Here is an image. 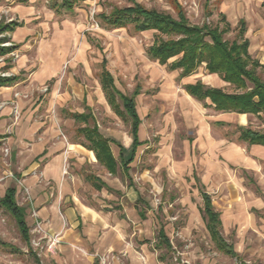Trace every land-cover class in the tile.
Masks as SVG:
<instances>
[{
  "label": "rangeland",
  "instance_id": "374dc122",
  "mask_svg": "<svg viewBox=\"0 0 264 264\" xmlns=\"http://www.w3.org/2000/svg\"><path fill=\"white\" fill-rule=\"evenodd\" d=\"M61 1L33 0L37 9L33 14L35 18H22V25L32 27L33 34L20 42L13 36L6 41L9 45L16 46L17 43L19 46L8 55H0V74L12 76V71H5L4 67L24 59L20 75L23 82L14 94L18 93L24 99L32 95L38 97L42 101L39 119L53 123L64 141L77 143L83 138L76 132L78 123L68 119L67 112L84 108L86 111L93 108L98 124L107 135L124 144L131 142L127 138L130 123L117 116L103 98L99 85L103 58H107V66L123 92L131 94L137 84L141 85V93L136 97L137 110L142 119L141 139L146 141L142 145L149 147L138 148L130 167L132 184L122 171L117 179L122 182L123 190L132 191L133 197L138 193L150 203L151 220L141 221V226L128 220L137 234L129 237L127 245L135 248L137 256L143 258L144 253L138 247L139 233L143 242L152 241L155 246L154 236L161 226H165L172 249L161 248L154 253L166 254L168 264H241L236 258L220 252L211 240L200 210L203 199L195 179L197 174L211 189L213 202L221 211L224 236L234 243L247 264H264V158L256 156L252 148L238 140L239 124L235 113L227 116L230 124H215L218 114L205 106L208 102L187 96L183 85L186 81L201 79L207 85L220 86L227 91H233V87L217 74H208L204 65L193 76L181 78L180 69L170 70L148 56L147 48L154 41V30L139 32L132 25L115 28L102 20L101 13L132 5V0H77L73 10L54 5ZM134 1L174 16H177L176 3H179L188 18L198 25L219 22L222 26L219 14L224 12L233 28L225 34L230 41L235 38L239 20L243 18L250 40L249 51L264 65V0ZM11 2L31 4L29 0ZM22 19L8 3L3 7L0 5V25ZM4 35L1 33L0 37ZM258 72L264 77L262 69L258 68ZM74 82L85 85L92 99L91 109L74 96L65 97ZM4 103L13 108V124L20 120L23 108L18 105L15 113L16 103ZM240 119L254 129L264 130V116L247 115ZM203 126L207 132H203ZM229 144L241 145L247 158L229 162L220 150L214 155L208 148V145ZM10 151L8 145H2L1 157H8ZM11 161L10 166L2 162L10 170L5 178L15 177L11 172ZM89 165L83 167L84 174L105 171ZM103 174L117 183L107 172ZM17 181L23 187L20 200L30 207V190L23 181ZM84 189L85 195L91 196L88 187L84 185ZM96 196L102 200L100 195ZM30 215L31 241L27 242L15 218L0 206V264H55L54 255L63 242L61 232L47 229L34 211ZM138 227L142 228L141 232ZM55 235H59L60 242L51 250L49 241ZM1 241L16 249L4 248Z\"/></svg>",
  "mask_w": 264,
  "mask_h": 264
},
{
  "label": "crops",
  "instance_id": "0c3cea01",
  "mask_svg": "<svg viewBox=\"0 0 264 264\" xmlns=\"http://www.w3.org/2000/svg\"><path fill=\"white\" fill-rule=\"evenodd\" d=\"M9 2L10 0H0V5L3 7L8 3L15 15L20 16L21 19L28 17L30 19L35 18L33 14L37 13V9L33 6V0H29L31 3L30 5H26V3L22 2ZM20 22L22 23L23 19ZM5 33L10 35H4ZM5 33L2 34L4 36H8L9 39L13 36V38H16V42H20L23 38L31 36L33 34V29L32 27H29V25L21 24L16 26L14 30H8L5 31ZM12 45L13 44L5 46ZM18 46L19 45L16 43V46H13L15 48L11 52L16 50ZM9 53L5 55H8ZM23 62L24 59L20 58L18 59L17 64L8 63L7 67H4L5 71H12L11 75L17 76L18 79L12 84L0 86V102L12 101L13 103L17 101L20 107L23 108L22 114H20V120L15 121L16 123L14 124L13 120L15 116L13 114L12 106L6 105L0 108V152L2 145H8L11 148L10 155L8 157H1L0 153V178H3L0 180V200L5 196L8 188L14 186L16 188V202L25 210L26 221L29 227L31 221L30 212L34 211L37 214V217L44 221V226L47 229L54 232H61L63 242L58 245V253L54 255L55 264H100L101 255H108L113 258L114 264H168L166 261V254L156 255L154 253L155 250L161 248H167L168 250L172 249V247H168L166 244L160 242L158 238L159 231L163 228L167 237L170 239L165 226H161L158 233L155 234V239H153V241L155 240L156 242L155 246L152 241L143 242V240L139 237V233L138 238L141 242H138V247L144 253L143 258H139L137 256L135 248H131L127 245L129 237L137 234L136 230V232L133 231L129 221H132L133 224L141 226V221L145 222L151 220L149 217V210L152 208L150 203L138 193H136L137 195L135 194V197H133L134 195L131 193L132 191H128L127 189L123 190L124 187L122 182L117 179L120 171H122L125 177H127L130 181L129 184L131 185L132 177H130V167L136 158L138 148L141 146H146L145 148L149 147L147 145H142L146 142L141 139L142 119L138 133L141 144L137 146L134 155L132 153L133 135L131 133L130 121L125 120L130 123V133L127 138L131 140V142L124 144L119 141V139L107 135L102 130L96 119V114L93 112V108L92 110L88 109V111L84 108L82 110L79 109L67 112L68 119L73 120L74 123H78L76 132L81 138H83V140L78 143L70 140L66 142L61 139L53 123H50L45 119H39L42 101L39 100L38 97L35 98V96L32 95L27 99H24L20 96V94L19 96L14 94V92L20 89L23 82L22 77H20L23 70ZM200 67L194 73L181 78H189L193 76L198 72ZM108 69L110 70L109 67ZM208 74L211 73L208 72ZM215 74L216 73H212L211 75ZM196 81L189 80L184 82L183 88L186 84L195 83ZM222 81L227 83L224 80ZM115 84L118 87L116 79ZM99 85L103 98L105 102L108 103L102 89L100 77ZM25 89L28 91L30 88ZM70 89L71 90L67 91V94L65 95L66 98L74 96V98H78L82 102H86L87 108L93 107L91 96L86 91L85 85L80 82H74L71 83ZM184 90L187 96L194 98L186 91L185 88ZM205 102H208L207 104H211V100L208 98ZM210 108H212L219 116L215 118L214 121L217 125L230 124V119L227 116L228 114L235 113L239 124L237 128L239 129L240 126H248L245 121L240 118H244V116L251 114L222 112L215 110L213 107ZM75 112H91L94 117V121L99 126L102 133L105 136L114 139V141L110 143V148L113 156L119 162L116 174L111 173L102 163L98 161L95 152L90 149L88 145H84L85 137L78 133L77 129L86 124L84 122L77 121L73 117V113ZM116 115L119 116L117 113ZM92 123L93 120L90 121V124ZM203 130V132H207L205 126H203ZM244 143L252 148V152L256 156L264 158V145H250L247 142ZM208 148L211 152L213 151L214 155L217 154V150H220V154L229 162H233V160L241 162L247 158V156L242 153L241 145H208ZM121 154H123L125 160L129 159L131 156L133 157L132 161L127 164V167L129 168L127 172H124L120 168L122 164L120 160ZM11 160H13V171L11 172L15 175V177L5 178L4 175H6V173L10 170L5 168L3 164L10 166L12 164ZM72 165L75 167H72ZM87 165L94 168L99 166L105 171H100V173L90 172L88 174H84L83 167ZM103 172H107L113 176L117 183H113V181L110 178H107L106 174H103ZM88 176H95L99 179V182L102 183L103 186L101 188H96L94 183L88 179ZM18 179H20L21 182L23 181V184L28 186V189L30 190L29 193L31 203H28L31 205L30 207H27L25 202L20 200V194L23 187L21 184H18ZM195 179L199 186L202 199V193L205 191L210 194L213 202L212 192L207 186V183L203 182L197 174L195 175ZM84 185L85 188L88 187L87 190H90V193H92L91 196L85 195ZM96 195H100L102 200L100 201ZM102 202H104V204ZM142 202H144V204H142ZM213 205L215 210L220 214V229L222 232L223 226H225L224 219L221 217V211L216 208L214 202ZM0 206L2 205L0 204ZM203 207L204 199L203 206L200 210L205 218V225L210 234L208 221L203 212ZM62 215H64V217ZM138 228L141 232L142 228ZM222 235L228 243L234 246V249L240 254L242 260L221 251L210 234L211 240L214 242L217 249L227 256L236 258L241 262V264L242 262L246 263L241 253L235 248L234 243L229 241L224 236L223 232ZM134 241L137 243V240Z\"/></svg>",
  "mask_w": 264,
  "mask_h": 264
},
{
  "label": "trees",
  "instance_id": "16d2710c",
  "mask_svg": "<svg viewBox=\"0 0 264 264\" xmlns=\"http://www.w3.org/2000/svg\"><path fill=\"white\" fill-rule=\"evenodd\" d=\"M77 0H62L55 6L67 10H73ZM124 7H115L110 13H101L102 20L111 27H126L132 25L136 31L154 30V41L147 48L148 56L167 65L170 70L180 69V76L185 77L194 73L200 66L204 65L209 73H216L220 78L233 87V91H227L223 87L210 86L201 79L195 83L184 86L186 91L194 98L204 101L208 98L217 111L247 113L254 116H264V77L258 68L264 71V65L254 58L250 51V40L246 37V20L241 18L238 23V31L235 38L230 41L225 34L232 31V24L224 12H220L219 20L222 22L203 25L194 24L186 15V11L176 3L177 16L169 12L148 8L141 3L135 2ZM59 10V9H58ZM22 23L12 20L0 25V34L8 30H14ZM9 40L8 36L0 37V55L11 52L15 47L5 46L4 42ZM175 57L173 61L171 58ZM107 58H103L100 82L106 99L111 108L124 120L130 121L131 133L133 135V155L136 148L141 144L138 133L141 118L136 107V96L141 93V85H137L131 94L120 90L116 84L111 71L107 67ZM18 79L17 76H3L0 74V86L9 85ZM73 117L86 125L80 126L77 131L85 137L84 145L92 149L98 161L102 163L111 173L116 174L118 161L113 156L110 143L114 141L105 136L94 121L91 112H75ZM93 123L90 124V121ZM239 140L248 144L264 145V130L254 129L251 126L239 127ZM133 157L125 160L123 154L120 156L122 162L120 168L127 172L128 163ZM96 188L103 185L95 176H88ZM203 212L208 221V228L212 239L217 247L231 256L242 260L234 246L228 243L222 235L220 225V214L215 210L209 193L203 192ZM16 188L9 187L0 204L6 208L15 218L21 231L22 237L27 242L31 241V229L26 221L25 210L16 202ZM160 242L172 247L170 239L163 228L159 231ZM1 245L9 250L14 246L5 241ZM16 249V248H15ZM242 264H246L242 262Z\"/></svg>",
  "mask_w": 264,
  "mask_h": 264
},
{
  "label": "built area",
  "instance_id": "2783aa9c",
  "mask_svg": "<svg viewBox=\"0 0 264 264\" xmlns=\"http://www.w3.org/2000/svg\"><path fill=\"white\" fill-rule=\"evenodd\" d=\"M5 45H9L10 44V42H6V43H4ZM3 75H5V74H3ZM16 96H19V94L18 93H16L15 94ZM14 103H16L14 106H15V110H16V112L15 113H17L18 111H17V109H18V103H17V101H15ZM4 102H0V108H2L3 106H4ZM5 152H6V154H9V149H6L5 150ZM59 235H55V236H53V237H51L50 238V241H49V248L51 249V250H53L56 246H57V244L60 242V238L58 237ZM100 264H114L113 263V258H111L110 256H108V255H101L100 256Z\"/></svg>",
  "mask_w": 264,
  "mask_h": 264
}]
</instances>
